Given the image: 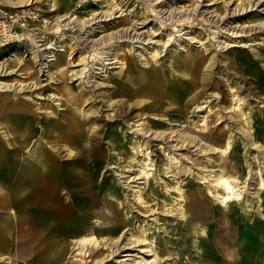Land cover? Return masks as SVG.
Masks as SVG:
<instances>
[{
  "label": "rangeland",
  "instance_id": "374dc122",
  "mask_svg": "<svg viewBox=\"0 0 264 264\" xmlns=\"http://www.w3.org/2000/svg\"><path fill=\"white\" fill-rule=\"evenodd\" d=\"M10 1L0 0V20L14 24L6 30L11 41L5 43L1 39L4 44L0 45V81L25 85L36 82V85L23 90L15 83L10 89L0 91V95L9 100L24 97L25 104L35 107L36 111L41 110L36 106H41L42 110L52 108L58 113L65 112L64 105L58 103L68 92L64 94L60 84H73L69 90L77 92L80 86L93 83L94 95L98 96L104 88H111L113 93L116 86L106 81H118L127 64L123 57L129 53L140 75L146 73L142 67L155 60L167 75L173 70L172 64L178 72L186 57L200 54H193L196 51L207 54L206 61H199L201 66L218 59L213 64L214 77L203 87L206 95L197 100L196 96L190 98L189 109L183 115L151 114L156 119L165 117L164 123L147 129V133L139 124L145 115L133 117L138 110L134 109L122 133L116 137L119 123L111 120L116 116L107 118V124L105 121L117 105L107 107L105 101L91 104L86 100V111H91V106L102 108L98 112L102 120L97 119L95 128L84 134L89 137L85 146H80L84 139L73 143L72 151L60 143L37 145L34 141L43 136L39 127L41 120L34 122L36 134L31 132L28 144L2 146L5 159L15 167L16 173L19 159L36 161L46 152L53 158L52 167L58 170L54 171L56 175L46 171V178L57 187L59 196L82 197V201H88L84 234L87 237L95 234V238L91 242L82 239V244L74 246L71 252L74 263L264 264V66L247 63L240 57L250 52L264 56V30L249 28L264 20V0H27L15 3L16 6ZM50 1L54 5L50 6ZM245 6L247 11L242 9ZM109 11L111 14L104 16ZM129 24L137 27L133 31L143 32V43L121 41L122 37H117ZM234 32L244 36L234 37ZM23 33L26 34L17 37ZM95 37L102 40L95 46L89 42L85 45L86 40ZM230 43L249 45L219 47ZM88 53L90 57L97 54L96 58L101 59L95 65L110 59L117 61L105 64L107 69L104 67L103 71L93 68L96 72L89 78L70 75L72 70L87 68L80 57ZM58 56L66 60L64 82L57 81ZM234 56L240 66L233 67L232 63L223 70ZM217 79L218 86L214 83ZM178 80L170 81L173 84L169 85L175 86ZM239 109L238 115L234 111ZM121 113L118 109L117 114ZM46 114L38 112L41 116ZM189 126L202 142H218L224 151L207 152L202 143L201 150L194 145L173 152L160 141L145 140L155 128L188 131ZM3 127L0 124V129ZM46 136L50 135L46 132ZM216 136L221 140H214ZM0 141H3L2 134ZM134 142L138 144L137 149L133 147ZM225 142L227 145L223 147ZM41 167L42 163L35 166ZM167 168L179 173L170 174ZM71 170L82 171L85 176L76 172L72 176ZM216 173L232 184L233 192L227 198L222 197L226 192L221 179L217 181ZM113 186L116 188L112 189ZM108 190H114L116 197L107 195ZM74 211L78 213L76 205ZM125 217L128 220L123 221ZM19 240L15 238V242ZM1 252L0 264H17L16 260L20 259L13 249L4 248Z\"/></svg>",
  "mask_w": 264,
  "mask_h": 264
},
{
  "label": "bare ground",
  "instance_id": "6f19581e",
  "mask_svg": "<svg viewBox=\"0 0 264 264\" xmlns=\"http://www.w3.org/2000/svg\"><path fill=\"white\" fill-rule=\"evenodd\" d=\"M80 1H85V0H80ZM26 4H28V3H26ZM49 5L52 6L54 4H52L50 2ZM49 8L51 9V7H49ZM247 8H248V6H245L242 9L247 11ZM52 9H54V8H52ZM110 9H112L111 6H109V10ZM250 9H251V7H250ZM23 11L26 13L31 12L30 10H23ZM0 13H1V11H0ZM2 13H3V15H5L6 12H2ZM66 14H68V11ZM71 14L72 13H69V15H71ZM110 14L111 13L109 11L104 16L110 15ZM17 20H18V18H16L14 20V23H17ZM221 20H222L221 22H224L225 19H221ZM81 21H83V19H81ZM160 21L162 22V20H160ZM83 23H84V21H83ZM170 23H171V21H170ZM9 25H14V24H12V23L5 24L4 21L1 20V22H0V43H1V39H3V38H4L5 43H7V41L8 42L11 41V37H10L11 35L6 33L7 26H9ZM165 27H166V25H165ZM133 28H137V27L134 26V24H129L128 26L122 28L121 29L122 31H119L117 33V37H119V38L122 37L121 41H130L133 43H143V32H137L136 30L133 31ZM249 28L251 30L256 29L257 31L264 30V20L257 22V24H255L254 26L249 27ZM176 30H178V29H176ZM232 33H233V31H232ZM234 33L235 34H232V35H234V37L244 36L243 33L242 34L236 33V32H234ZM24 34H26V33L18 34L17 37L20 38ZM3 36H5V37H3ZM125 37H126V39H125ZM18 38H16V39H18ZM95 38H92L90 40H86L85 45H88L87 42H89V43H91L92 46L93 45L95 46V44L97 45L102 40L101 39L99 41L98 38H96V39ZM112 39H110V40H112ZM12 41H14V39ZM105 41H104V43H105ZM108 42H110V41H107V43ZM110 43H109V45H110ZM2 44H4V43H1L0 45H2ZM8 44H10V43H8ZM232 45H239V46L245 45L246 46L249 44H247V43H230V44L221 45L219 47L223 48V49L225 47V49H226ZM107 50H109V49H107ZM196 52L197 53H193V54H198V52H200V54L198 56H194V55L191 56L190 55V56L186 57L182 61V66H180V68L178 69V72L175 71L174 64H172L171 66H172L173 70L171 72H169L168 75L166 74V71H165L164 67L161 66V64L156 65V60L153 61L150 65L148 64V65L142 67L143 71L146 73L140 75V71L137 72V69L134 67L135 64L133 63L132 59H130L132 56H130V53H129L128 55L123 57L124 59H126L125 61L127 62V64L125 63L126 65L122 68L121 73H120L121 76H120V78L119 77L117 78L118 81L111 82L110 79H108L106 81L107 83L109 81V83L116 86V91H114L113 93H111V91H110L111 88H109V89L104 88V89L99 91L98 96L94 95V93H93L94 90H93V87L91 86L93 83H91V84L89 83V85L85 84V86H80L79 87L80 89L77 92H72L71 90H69V89L73 88V86H74L73 84H70V85H67V84L61 85L60 84L59 89H61L63 87V89H61V90H63L64 94L68 92L67 96L63 97L61 102H59V103L57 102L59 105H62V104L64 105L65 112H62V113H58V112H56L57 109L55 110L52 108H45L42 110L41 106H36V108L41 109V110L36 111L35 107L32 108L31 106L25 104L26 99L24 97H22V98L19 97V99H15V100H9V99H5V98L1 97V95H0V124H2L4 126L3 129H0V134H2V136H3V141L2 142L0 141V163L5 161V155H4L5 151L2 149V146H5V144L6 145L28 144L29 141H28L27 137L31 134V132H33L32 134H34V135L36 134V132L33 130L34 129V122L39 121V120H41V122H42L39 125V127L41 128L40 133L43 134V136L41 139L39 138L37 141L36 140L34 141V142H37V145H44L45 146L46 144H49V145L55 144L56 145V144L60 143L61 145L65 146L67 149L71 150L70 148L72 147L71 145H73V143H76L77 141L84 139L82 142H80V146H85V144L88 143L87 140L89 137L86 138L84 134L89 132V130L95 128L93 126V124L96 123L97 119H100L99 118L100 116H98L99 115L98 112L102 109V108L99 109V107L94 108V106H91V109H90L91 111H86L84 108V106L86 105V103H85L86 100H89V102H91V104H97V103L103 104V101H105L107 107L108 106L114 107V105H117V107L115 108V112L113 114L108 113V116L106 114H104V115H106L105 124H107V118H115V116H116L115 119H111L113 122L119 123V126H118L119 131L114 133V135H116V137H118L117 135H120L119 133H122V130L124 128V123L128 119H130L132 116L135 117V116L145 115V117L143 118L141 123L139 122V124L142 125V129H144V128L146 129L144 133H147V129H150L151 127H157V125L161 126V123H164L163 119L165 117L164 118L160 117V118L156 119V118L150 117L151 114L159 116L160 114L161 115H163V114L183 115L184 113H187V111L189 109V105L191 104V102L189 101L190 98L196 96L195 100H197L198 98H200V97L202 98L204 95H206L203 87L205 86V84L207 82H208V84H209V82H211L209 79L214 77L213 70H212L213 64L218 62V59H216V60L211 61V62L208 61L209 62L208 64H204V66H201L202 64L199 61H206L205 57L207 54L204 51H196ZM89 54L90 53L80 57V61L86 62L85 65H87V68L82 67V68H77L75 70H72L70 72V75L75 76V77L89 78V77L93 76V73L95 74V72H96L95 70L93 71V68H97L98 70L103 71L104 67L106 66L105 64H111V63H114L117 61V59H114L111 61L110 58H107L110 60L106 61V62H101L100 65H95V64L99 63L98 62L99 58H96L97 54L93 55L91 57ZM158 54H160V50L158 51ZM103 55H102V57H103ZM193 57H195L196 60ZM240 57L245 59V61L247 63H251V64H260L261 63V65L264 66V56L261 57L258 54L256 56H254L252 54V52H250V54L247 53L246 55H241ZM232 58L233 59H230L223 66V70L230 67L232 63H233L232 64L233 67L240 66L238 64L239 59L237 60V58H235V56ZM69 59H72V57L69 56ZM191 59H193V60H191ZM72 61H74V60H72ZM65 62H66V60L64 59L63 56H58L56 58V65L58 66L57 71L59 72V79H57V81H59V82H64V78L66 79L67 70H66V68H63ZM89 62H91V64H88ZM173 62L176 63L175 60H173ZM70 64L77 65L78 63L77 62H71ZM109 67H113V66H109ZM1 69H3V68H1ZM105 69H107V67H105ZM4 70H6V69H4ZM138 75H140V76H138ZM176 78L179 79L178 83L175 86L169 85V84H173V83H170V81L172 82ZM218 81H219V79H217L214 82L216 86H218V84H219ZM15 83H17V85H21L23 90L26 89V87L31 88V86L33 84L36 85V82L32 83L31 85H29V84L25 85V83L21 84V82L10 83V82H5V81H0V91L10 89L11 88L10 86H12V84L14 85ZM199 85H201L200 88H199ZM76 86L78 87V85H76ZM172 90H178V92L172 91ZM171 91H172V93H171ZM181 91L182 92L185 91V93L184 94L180 93ZM40 93H42V91ZM116 93H117V95H116ZM84 95H89V96L83 98ZM60 96H63V95H60ZM89 102H87V103H89ZM243 104L245 105V103H243ZM43 106H46V105H43ZM88 109L89 108H87V110ZM118 109H120L122 111L121 114H117ZM134 109H138V110L133 113ZM38 112H45V113H47L46 114L47 116L38 115ZM234 112L239 115L241 111L239 109L237 111L235 110ZM132 113H133V115H132ZM35 118H36V120H35ZM100 120H102V119H100ZM150 122H151V124H150ZM89 123H92V125ZM109 127L112 128L115 126L109 125ZM188 128H190V129H188V131L185 128L181 129V130L180 129L175 130V128H172V127L171 128H169V127L168 128H162V129L155 128V129H152L151 131L149 130L150 133L148 132L149 134L147 136V139H145V140H147V141H150V140L160 141L162 144L169 147L171 149V151H173V152H175L176 150H179V149H189L191 146H194V145H195V149L198 146L201 150L200 146L203 144H205L204 147H205V151L208 150L207 152L215 151V150H218L220 152L224 151V149L221 148L219 144H217L218 142L215 144L205 142V141L202 142V138L199 135L193 133L192 127L189 126ZM126 131L127 130H125V132ZM243 131L247 132L248 130L243 129ZM46 132L48 133V135H50L49 137H47V136L45 137ZM37 136H39V135H37ZM93 136L94 135H92L91 137L93 138ZM93 139H96V138H93ZM124 139H123V141H124ZM214 140L219 141V140H221V137L216 136ZM116 141L118 142L117 139H116ZM172 142H175V143H172ZM146 143H148V142H146ZM167 143H170V144H167ZM94 144H97V143H94ZM226 145H227V142H225L223 144V147H225ZM137 146H138L137 142H134V145H133L134 149H137ZM2 150H3V153H2ZM56 151H58V150H56ZM46 154H47L46 152H45L44 156H42L43 153L40 154L39 157L36 158V161L34 159H31V158L25 159L24 157L19 159V160H21V162L18 163V164H20L18 175L23 176V177L35 176V177H39V178H41V180H43L46 177V174H45L46 171L52 172V173H54V171L57 172L58 170H55V168L52 167L53 166V162H52L53 158L48 157ZM57 157H59L58 153H57ZM41 163H42L43 167L36 168V169L33 168V167L37 166L38 164L40 165ZM169 164H171V163H169ZM46 166H49L52 169V171H48V168ZM10 167H11V170H14V168H15L14 166H12V164ZM167 171H170L171 172L170 174L179 173V171L178 172L174 171V169H172V168L171 169L167 168ZM75 172L78 174L84 175V173L82 171L71 170V173L73 174L72 176H76ZM174 176H176V175H174ZM216 177H217L216 178L217 181H218V179H221L222 184L221 183L220 184L223 185V189L226 192L225 194H222V197H224V198L229 197L228 196L229 192H231V191L233 192L232 184H230L227 181V179L225 177H223L220 173H218V174L216 173ZM134 178H131V179H134ZM131 179H129V180H131ZM144 183H145V181H144ZM115 188L116 187H114V186L112 187V189H115ZM88 189H90V185H88ZM40 191H43V188H41ZM105 193H107V195H109L110 197H116V196H114L115 195L114 190H108ZM178 209H179V207H178ZM126 220H128L127 217H125V219L123 221H126ZM94 235L89 236V237L85 236L84 237L85 241L91 242L95 238ZM117 238H119V236Z\"/></svg>",
  "mask_w": 264,
  "mask_h": 264
},
{
  "label": "crops",
  "instance_id": "0c3cea01",
  "mask_svg": "<svg viewBox=\"0 0 264 264\" xmlns=\"http://www.w3.org/2000/svg\"><path fill=\"white\" fill-rule=\"evenodd\" d=\"M19 2L27 0L9 3ZM10 166L8 159L0 163V253L13 249L20 258L17 264H75L71 252L86 236L83 222L88 201L60 197L49 178L19 176Z\"/></svg>",
  "mask_w": 264,
  "mask_h": 264
},
{
  "label": "built area",
  "instance_id": "2783aa9c",
  "mask_svg": "<svg viewBox=\"0 0 264 264\" xmlns=\"http://www.w3.org/2000/svg\"><path fill=\"white\" fill-rule=\"evenodd\" d=\"M0 22H1V20H0Z\"/></svg>",
  "mask_w": 264,
  "mask_h": 264
}]
</instances>
